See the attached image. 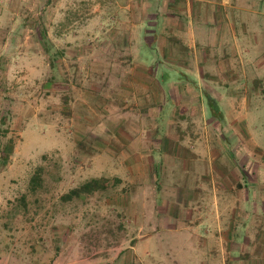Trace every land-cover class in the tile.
<instances>
[{"label": "rangeland", "instance_id": "374dc122", "mask_svg": "<svg viewBox=\"0 0 264 264\" xmlns=\"http://www.w3.org/2000/svg\"><path fill=\"white\" fill-rule=\"evenodd\" d=\"M113 2L0 0V170L16 161L6 180H0V264H264L256 254L261 247L252 255L246 246L206 244L191 238L181 221L161 226L158 212L148 230L142 225L147 214L137 213L142 205L166 206L172 188L199 184L206 192L200 205L208 210L206 218L213 206L211 190L204 185L209 182L200 180L202 176L215 177L217 169L235 170L245 179L248 174L264 176V79L225 82L226 91L258 95L249 102L251 108L239 102L229 112L228 102L219 101L225 121L203 94V125L187 134L185 146V152L191 145L197 148L200 172L194 173L192 163L153 161L150 179L155 180L151 190L147 185L144 190L122 166L115 126L100 116L105 114L99 94L102 77L91 66L103 58L101 41H112ZM257 2L242 11L250 20L245 45L250 53L244 56L251 71L264 51V0ZM141 50L150 53L147 45ZM180 112H175V121L181 120ZM207 145L219 156H211ZM38 166L43 169L41 181L31 188L29 180ZM97 176L109 179L105 189L61 198ZM253 192L249 186L243 190L249 200ZM243 232L237 225L235 237L243 238Z\"/></svg>", "mask_w": 264, "mask_h": 264}, {"label": "crops", "instance_id": "0c3cea01", "mask_svg": "<svg viewBox=\"0 0 264 264\" xmlns=\"http://www.w3.org/2000/svg\"><path fill=\"white\" fill-rule=\"evenodd\" d=\"M257 1L128 0L124 3L114 0L115 12L110 19L115 21V30L108 35L112 41H101L103 58L98 65L91 66L98 67L102 77L99 94L105 103L101 107L105 114L100 116L104 115L115 126L116 138L122 146L119 155L122 166L144 190L146 185L151 190L155 180L150 179L153 161L163 160L171 166L179 161L192 163L194 173L200 172L197 148L191 145L192 149L185 152V146L187 134L194 133L199 123L203 125L207 110L203 94L210 103H215L212 111L223 120L225 115L219 101L228 102L229 112L237 108L236 103H244L245 107L247 103L251 108L249 102L258 99L257 92L237 94L232 89H224L225 82L235 85L242 80L249 84L257 78L264 79V51H260L259 63L254 64L253 71L246 68L244 56L250 53L245 46L250 20L242 11ZM146 45L148 56L141 50ZM92 84L91 81L88 86L91 88ZM177 109L181 111L180 121H175ZM245 110L250 116L251 112ZM100 126H105L106 132L111 131L102 122ZM158 133L165 137L155 138ZM206 150L213 157L219 156L217 149L210 145ZM13 165L16 161L5 163L0 180H6ZM216 171L217 176L200 179L209 182L204 185L211 190V216H203L208 211L200 207L206 192L201 188L203 185L196 184L193 189L172 188L166 206L142 205L137 212L147 214L142 225L152 229L154 213L158 212L157 223L161 226L174 227L176 221H181L182 229L191 238L197 237L212 245L246 246L249 253L264 259V176L248 174L245 179L235 170ZM258 182L262 184L258 186ZM247 186L254 188L252 200L243 194ZM239 214L243 216L241 222H237ZM237 225L244 231L243 238L235 237ZM198 229L203 235H198ZM258 247H261L259 252Z\"/></svg>", "mask_w": 264, "mask_h": 264}, {"label": "trees", "instance_id": "16d2710c", "mask_svg": "<svg viewBox=\"0 0 264 264\" xmlns=\"http://www.w3.org/2000/svg\"><path fill=\"white\" fill-rule=\"evenodd\" d=\"M42 167L38 166L35 168L33 174L30 177V185L33 188V185L41 181L40 173L42 172ZM117 179H114L116 181ZM109 179L104 176L91 177L83 181L79 186L71 188L65 194L61 196L64 200H70L73 197H79L82 194H90L97 190H102L107 187Z\"/></svg>", "mask_w": 264, "mask_h": 264}]
</instances>
